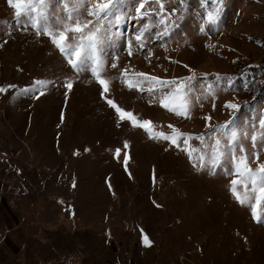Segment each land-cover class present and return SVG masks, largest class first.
<instances>
[{"label":"rangeland","instance_id":"1","mask_svg":"<svg viewBox=\"0 0 264 264\" xmlns=\"http://www.w3.org/2000/svg\"><path fill=\"white\" fill-rule=\"evenodd\" d=\"M214 4L119 0L98 47L100 75L111 85L105 96L157 131L171 124L204 134L207 144L209 125L231 120L255 168L249 135L264 162V87L248 77L264 59V0H222L209 21ZM70 8L61 0L47 6L50 17ZM14 11L0 0V87L8 89L0 93V264H264V204L257 222L236 201L230 154L197 170L170 141L129 121L118 127L92 72L74 71L50 37L17 26ZM79 18L90 19L83 9ZM125 69L133 83L143 79L135 73H195L190 118L161 107L159 92L129 89Z\"/></svg>","mask_w":264,"mask_h":264},{"label":"snow or ice","instance_id":"2","mask_svg":"<svg viewBox=\"0 0 264 264\" xmlns=\"http://www.w3.org/2000/svg\"><path fill=\"white\" fill-rule=\"evenodd\" d=\"M8 4L14 8V18L17 26L22 30L29 27L35 30L37 36L46 35L50 37L52 44L66 58V62L76 71L90 70L98 83L102 86L101 96L106 99L110 107L115 109L117 113V126L123 121H129L133 127L143 129L153 140L170 141L171 145H175L178 149L186 152L190 162L197 170L205 167L212 168L224 157L226 153L230 154L233 163L231 172L235 178L230 182V191L236 201L241 205H247L252 213L253 219L260 221L261 215L259 209L264 204V162L259 161L260 153L256 152L257 136L249 135L252 142V159L256 161L257 166L251 167L249 164V154L243 144L237 143V138L241 135L237 130L231 127L232 121H226L223 124L211 126V144L205 143V135L193 137L190 133H184L169 124L170 132L157 131L155 125L149 120H139L131 111H125L120 108L113 100L108 99L105 94L109 91V81L103 79L100 71L103 62L98 55L99 41L102 39V25L108 17L115 15V9L119 0H61L65 5H71L70 9H62L60 17L49 16L47 6L50 0H7ZM85 5H88L85 7ZM144 4H140L143 9ZM214 11L207 13L209 21H213L215 15H218L222 0H215L212 5ZM83 9L90 19L81 21L79 13ZM204 29L201 28V31ZM75 40L74 43L69 42V35ZM137 40L141 37L137 36ZM131 54V53H129ZM112 67H116L115 64ZM185 68L188 65H184ZM127 69L122 73V79L129 89L138 88L143 92L147 90L150 93L159 92L158 103L161 107L176 114L177 116L190 118L193 100L191 95L194 92L196 74L182 78L162 79L160 77L151 76L145 73H135L138 79L136 83L126 78ZM207 75V74H205ZM219 79V75H217ZM149 83L151 87L145 89L141 85ZM40 84H46L45 81H38ZM71 81H67L65 87L71 88ZM8 87H14L9 85ZM167 89V91H165ZM7 88L0 87V93L7 92ZM208 94H212V87L207 86ZM43 95V93H41ZM38 98V97H37ZM197 100L199 97L196 98ZM225 107L239 110L241 105L227 102ZM206 121H210L211 117H204ZM260 126L264 129V118L259 121ZM264 138V137H262ZM192 139L200 142L201 147H193L190 143ZM223 141V143H222ZM170 145V146H171ZM124 147H128V142H124ZM236 152L240 155L237 156ZM119 156L120 149L116 150ZM242 190V191H241ZM159 207V205H157ZM144 243L150 246L151 241L147 235L143 237Z\"/></svg>","mask_w":264,"mask_h":264},{"label":"trees","instance_id":"3","mask_svg":"<svg viewBox=\"0 0 264 264\" xmlns=\"http://www.w3.org/2000/svg\"><path fill=\"white\" fill-rule=\"evenodd\" d=\"M263 71H264V59L262 60V63L260 66H256V69L252 72L251 76L248 78L252 79L253 82L258 83V85H262L264 87V84H263L264 81L262 83L263 78L261 77ZM252 76H254V77H252ZM259 76L261 77L260 78L261 80L260 79L258 80ZM259 81H261V83Z\"/></svg>","mask_w":264,"mask_h":264},{"label":"bare ground","instance_id":"4","mask_svg":"<svg viewBox=\"0 0 264 264\" xmlns=\"http://www.w3.org/2000/svg\"><path fill=\"white\" fill-rule=\"evenodd\" d=\"M109 86H111V85H109Z\"/></svg>","mask_w":264,"mask_h":264}]
</instances>
